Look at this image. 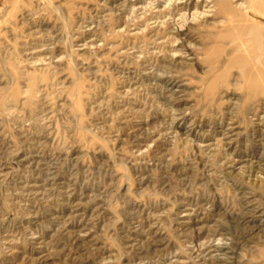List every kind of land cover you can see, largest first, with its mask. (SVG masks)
<instances>
[{"label": "rangeland", "instance_id": "rangeland-1", "mask_svg": "<svg viewBox=\"0 0 264 264\" xmlns=\"http://www.w3.org/2000/svg\"><path fill=\"white\" fill-rule=\"evenodd\" d=\"M227 1L0 0V264H264V0Z\"/></svg>", "mask_w": 264, "mask_h": 264}, {"label": "bare ground", "instance_id": "bare-ground-1", "mask_svg": "<svg viewBox=\"0 0 264 264\" xmlns=\"http://www.w3.org/2000/svg\"><path fill=\"white\" fill-rule=\"evenodd\" d=\"M219 1H221V4L222 5H227L228 4V1L227 0H219ZM181 16L183 17L185 15H181ZM202 16H204V15L202 14ZM249 58H251V56Z\"/></svg>", "mask_w": 264, "mask_h": 264}]
</instances>
